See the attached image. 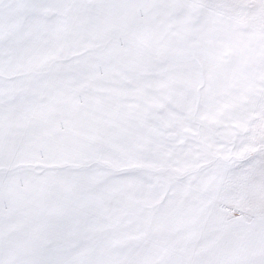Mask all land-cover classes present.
I'll return each instance as SVG.
<instances>
[{"label": "snow or ice", "instance_id": "6c2138e0", "mask_svg": "<svg viewBox=\"0 0 264 264\" xmlns=\"http://www.w3.org/2000/svg\"><path fill=\"white\" fill-rule=\"evenodd\" d=\"M0 264H264V0H0Z\"/></svg>", "mask_w": 264, "mask_h": 264}]
</instances>
